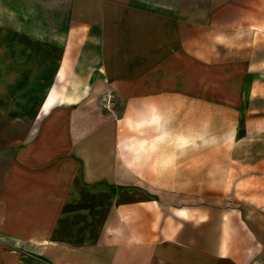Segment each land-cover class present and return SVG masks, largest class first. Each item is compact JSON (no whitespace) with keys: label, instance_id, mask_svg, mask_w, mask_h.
Returning a JSON list of instances; mask_svg holds the SVG:
<instances>
[{"label":"crops","instance_id":"obj_1","mask_svg":"<svg viewBox=\"0 0 264 264\" xmlns=\"http://www.w3.org/2000/svg\"><path fill=\"white\" fill-rule=\"evenodd\" d=\"M247 32L264 0H0V264H264V141L204 208L167 209L149 167L187 93L170 69Z\"/></svg>","mask_w":264,"mask_h":264},{"label":"rangeland","instance_id":"obj_2","mask_svg":"<svg viewBox=\"0 0 264 264\" xmlns=\"http://www.w3.org/2000/svg\"><path fill=\"white\" fill-rule=\"evenodd\" d=\"M235 44L238 46L219 47L218 58L211 66L195 62L196 53L191 50L186 68L179 71L174 67L169 71L171 76L184 78L180 87L185 85L187 93L183 99L171 96L165 101L169 105V136L163 140H169L170 148H161L159 163L149 167L157 174L158 179L153 181L160 195L157 198L170 211L171 207L197 209L211 202L238 199L233 190L241 187V181L232 179L227 161L232 155L235 162L240 160L236 159L239 156L247 155L242 142L251 144L252 154L258 148L252 143L264 141V32L244 33ZM241 126L246 131L238 133ZM194 135L201 136V146L196 148L192 145ZM178 140H186L190 145L183 147ZM194 155L199 162H193ZM211 155L217 158V165L211 164ZM168 160L169 163L163 162Z\"/></svg>","mask_w":264,"mask_h":264}]
</instances>
